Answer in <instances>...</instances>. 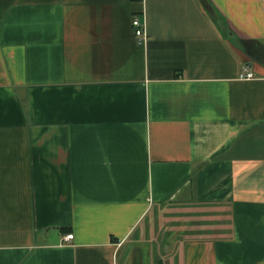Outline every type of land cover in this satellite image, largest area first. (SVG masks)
I'll return each instance as SVG.
<instances>
[{
	"label": "crops",
	"instance_id": "obj_1",
	"mask_svg": "<svg viewBox=\"0 0 264 264\" xmlns=\"http://www.w3.org/2000/svg\"><path fill=\"white\" fill-rule=\"evenodd\" d=\"M0 264H264V1L0 0Z\"/></svg>",
	"mask_w": 264,
	"mask_h": 264
},
{
	"label": "rangeland",
	"instance_id": "obj_2",
	"mask_svg": "<svg viewBox=\"0 0 264 264\" xmlns=\"http://www.w3.org/2000/svg\"><path fill=\"white\" fill-rule=\"evenodd\" d=\"M168 210V209H167ZM191 221V215L186 211L177 210L176 213L165 211L163 208L148 215L141 222V237L149 239L153 234L160 240V245L166 244L170 238L177 236Z\"/></svg>",
	"mask_w": 264,
	"mask_h": 264
},
{
	"label": "built area",
	"instance_id": "obj_3",
	"mask_svg": "<svg viewBox=\"0 0 264 264\" xmlns=\"http://www.w3.org/2000/svg\"><path fill=\"white\" fill-rule=\"evenodd\" d=\"M264 1V0H263ZM131 26H132V34L134 35V40L138 43H142L146 37L147 34L145 32L144 22L141 20H138L135 16H133L131 19ZM239 77H252L253 73L246 67L243 66L242 71L238 73ZM63 238L70 239L71 233L67 232L63 234Z\"/></svg>",
	"mask_w": 264,
	"mask_h": 264
}]
</instances>
